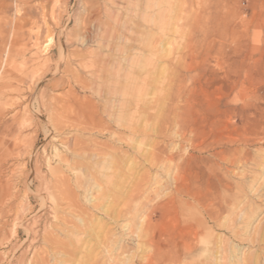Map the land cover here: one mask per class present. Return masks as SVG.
Segmentation results:
<instances>
[{"label": "rangeland", "instance_id": "obj_1", "mask_svg": "<svg viewBox=\"0 0 264 264\" xmlns=\"http://www.w3.org/2000/svg\"><path fill=\"white\" fill-rule=\"evenodd\" d=\"M91 109L98 126L84 129ZM76 140L84 159L111 147L116 171H82H115L103 195H84L55 157L70 160ZM0 149V187L16 195L0 206V264L30 258L11 219L19 203L26 220L42 213L35 161L41 177L61 171L90 216L78 231L41 217L39 231L56 225L68 244L67 256L39 236L49 264H264V0H0Z\"/></svg>", "mask_w": 264, "mask_h": 264}, {"label": "bare ground", "instance_id": "obj_2", "mask_svg": "<svg viewBox=\"0 0 264 264\" xmlns=\"http://www.w3.org/2000/svg\"><path fill=\"white\" fill-rule=\"evenodd\" d=\"M124 2V1H123ZM132 3V2H131ZM112 7V6H111ZM115 7H117V6H115ZM126 8H128V7H126ZM100 11H101V9H99ZM122 10V9H121ZM105 11V10H104ZM115 12V11H114ZM113 12V13H114ZM122 12H123V10H122ZM91 13H92V10H91ZM96 13H101V12H99V11H96ZM98 15V14H97ZM126 15V14H125ZM95 16V15H94ZM127 17V16H126ZM74 18H75V16H74ZM119 19V18H118ZM75 20V19H74ZM100 20V19H99ZM104 20V19H103ZM88 22H89V20H88ZM102 22V21H101ZM75 23V22H74ZM90 23V22H89ZM119 25V24H118ZM117 25V26H118ZM85 26V25H84ZM94 26V25H93ZM91 27V26H90ZM115 30V29H114ZM62 32V31H61ZM116 33V32H115ZM121 34V33H120ZM123 34V33H122ZM99 35V34H98ZM105 35V34H104ZM92 36V35H91ZM94 36V35H93ZM109 36V35H108ZM111 37V36H110ZM114 37V36H113ZM121 37V36H120ZM90 38V37H89ZM92 38V37H91ZM112 38V37H111ZM119 39V38H118ZM127 39V38H126ZM67 41V40H66ZM94 41V40H93ZM114 43V42H113ZM112 43V44H113ZM111 44V43H110ZM84 45V44H83ZM105 45V44H104ZM114 45V44H113ZM81 47V46H80ZM64 54V53H63ZM74 54V53H73ZM76 54V53H75ZM69 56V55H68ZM78 56V55H77ZM89 56V55H88ZM98 56V55H97ZM102 58V57H101ZM100 60V59H99ZM98 59H97V61H99ZM102 60H100V62H101ZM106 61V60H105ZM107 62V61H106ZM110 63V62H109ZM109 63H107V64H109ZM67 64V63H66ZM92 65V64H91ZM115 65V64H114ZM97 66H99V65H97ZM96 66V67H97ZM110 66V65H109ZM112 67H113V65H111ZM89 68H91L89 65H87V66H83L82 67V70H88ZM98 68V67H97ZM108 68V67H107ZM123 68V67H122ZM110 69V68H109ZM130 70V69H129ZM122 71V70H121ZM70 72V71H69ZM88 72V74H89V76H88V78L89 77H91V78H95V75H96V71L94 70H92V71H87ZM127 72V71H126ZM125 72V73H126ZM75 74H77V73H75ZM85 78V77H84ZM113 78V77H112ZM80 79H81V77H80ZM83 79V78H82ZM81 79V80H82ZM81 80H77V84H82V86H83V84H84V86L86 85L87 86V83H86V81L84 82V83H82V81ZM84 80V79H83ZM92 80V79H91ZM94 80V79H93ZM93 80H92V82H93ZM76 81V80H75ZM89 81V80H88ZM91 82V83H92ZM86 83V84H85ZM96 83V82H95ZM83 86V87H84ZM85 86V87H86ZM136 86V85H135ZM135 86H133V90H136V87ZM9 87V86H8ZM82 87V88H83ZM118 87H120V85L118 86ZM94 89V88H93ZM131 89H132V86L130 85V91H131ZM30 91H31V93H32V91H33V88H31L30 89ZM94 91V90H93ZM100 92V91H99ZM119 92V91H118ZM117 92V93H118ZM136 91H134V92H131V97H133V98H136L135 96H134V93H135ZM20 93V92H19ZM114 93V92H113ZM30 94V93H29ZM116 94V93H115ZM20 95V94H19ZM119 94H117L116 96H118ZM19 97V96H18ZM120 97H121V95H119V99L117 100H115V103H117L116 104V106H120V103H121V100H120ZM21 99V98H20ZM26 101V100H25ZM26 108H27V106H26ZM118 108L119 107H117V110H118ZM28 110H29V108H27ZM119 110H120V108H119ZM23 111V110H22ZM51 111V110H50ZM25 111H23V113H24ZM106 112V111H105ZM104 112V113H105ZM22 113V114H23ZM97 113V111L96 110H94V109H91V110H88V113H87V118L85 119V121L83 122V125L82 126H84V129H89V127L91 128V129H94V128H96L97 126H98V123H99V120H96V118L95 119H93V120H91V117H93V115L94 114H96ZM21 114V115H22ZM64 115V114H63ZM112 115V114H111ZM113 116H115V117H117L116 116V114H113L112 115V118H113ZM95 117V116H94ZM98 119V118H97ZM88 120V121H87ZM114 120H115V118H114ZM116 121V120H115ZM86 122V123H85ZM85 127H87V128H85ZM66 128V127H65ZM78 129V128H77ZM83 129V130H84ZM100 129H102V128H100ZM106 129V128H105ZM55 130V129H54ZM108 130V129H107ZM53 131V130H52ZM49 132H51V130H49V128H46V130H45V134L47 135ZM55 132V131H54ZM101 132V131H100ZM19 134V133H18ZM53 139V138H52ZM51 139V140H52ZM28 141V140H27ZM55 141V140H54ZM56 141H57V139H56ZM63 141V140H62ZM15 142V141H14ZM74 143V142H73ZM80 142L78 141V140H76V142L73 144V146H72V148H71V146L70 145H65L64 147H63V150L67 153V154H70L71 155V159L69 160H67V158L65 159L64 157H63V159L62 158H60V155L58 154V150H57V153H56V155H55V157L56 158H58L61 162H62V166L64 165V167L68 170V172H71L72 174H74V175H76V177L75 178H77L76 180H77V182L75 183V184H77L78 185V189H81L83 192H84V195L85 194H87V193H89L90 192V190H91V188L93 187V188H98L99 190H100V195H101V192H102V195H103V191L106 189V187H108L111 183H113V179H114V174H115V171H116V168H117V166L115 165H113V164H111V166H109V164L107 163V160H106V157L104 156V153L105 152H103L102 150H105V149H108V148H104V149H99V150H96L95 148H96V145H92V147L90 146L89 147V149H90V152H89V154H87V156L89 157V158H87V159H84L85 157H82L81 156V154L79 153L78 154V150L80 149V147L79 146H81L80 144H79ZM94 143V142H93ZM69 144V143H68ZM97 144V143H96ZM16 145H17V142H16ZM104 146V145H103ZM62 148V147H61ZM111 148V147H110ZM32 149V148H31ZM42 150V154L44 155L45 154V152H46V147H42L41 148ZM56 149V148H55ZM1 150V149H0ZM28 150V149H27ZM61 151H62V149H60ZM20 151V149L18 148V147H15L14 148V150L12 151H9V152H11L12 154H15V153H17V152H19ZM60 151V152H61ZM63 151V152H64ZM106 151V150H105ZM109 151V150H108ZM7 152V151H6ZM5 152V153H6ZM14 152V153H13ZM59 152V153H60ZM82 152V151H81ZM29 153V152H28ZM55 154V153H54ZM62 154V153H61ZM106 154V153H105ZM9 155V154H8ZM37 155H38V153H37ZM65 155V154H64ZM83 155V154H82ZM84 156V155H83ZM86 156V155H85ZM17 157V156H16ZM29 157H31V153H29ZM54 157V158H55ZM62 157V156H61ZM18 158V157H17ZM46 158H47V156H46ZM83 158V159H82ZM49 159V158H48ZM171 159H172V157H171ZM170 159V160H171ZM50 160V159H49ZM81 160H86L85 161V163H83V162H81ZM111 160V159H110ZM46 161V160H45ZM172 161V160H171ZM36 163H35V170L33 171V175L34 176H36V180L37 179H40V180H38V181H40L41 183H43L42 184V186H45V188H43L42 189V192H41V194H39V192L36 194L40 199V204H41V207H42V213H41V215H39V217H37V218H32V219H28V220H26L25 219V217H23L22 215H21V211H20V208H21V205H20V203L15 207V210H14V213H13V219H11L12 221H11V224H13L12 225V230H13V234L14 235H16L17 234V232H18V230L19 229H21L24 233H25V235L27 236V238H29V243H28V245H26V248H25V251L23 252V254H22V258H24L23 256L25 255V254H30V258H29V260H28V262H27V264H49V258H51L53 255H51V253H49L47 250H45V249H37L36 247H34V244L37 242V239L39 238V236L41 237L42 236V241H43V243H44V245H46L47 247H49L50 249H53V250H56V252H59V254L60 253H64V254H68L69 255V253L67 252V251H65L66 250V247H68V244L66 243V242H64V240H62V238H61V236H62V233H63V230L61 229H59V227L56 229V227H54V226H56V225H54V226H51L52 227V230L50 229H48V228H46V227H43L42 229H41V231H39V229L37 228V225H38V223L40 222L39 220L41 219V217H43V216H48V218L49 219H51V221H57V220H59V221H61L63 224H65V225H71L72 227H73V229L75 230V231H78V230H81V228L82 227H84V228H87L88 229V227H87V223L86 222H88V220H90V216H89V214L86 212V210L85 209H83L82 207H81V205L79 204V201H78V198H77V196H75L74 195V193L69 189V180H68V178L67 177H65L64 175H63V173L61 172V171H53L52 169H48L49 170V172H50V174H51V179L49 180L45 175L44 176H40L41 175V173H40V163L39 164H37L38 162L37 161H35ZM28 163L29 164H31V166H32V159H30L29 158V161H28ZM47 164H49V163H47ZM39 165V166H38ZM113 165V166H112ZM48 167H49V165H48ZM47 167V168H48ZM89 168L88 170L90 171H94V172H96V173H94V174H97V173H100V171H103V170H105V169H109V167H112V168H115L114 170L115 171H113V173L111 174L110 173V175H104V176H102V179L101 180H97L96 179V177H97V175H95V176H93L92 174L90 175L89 174V172H87V174H82V171H83V168L85 169V168ZM8 168V167H7ZM14 168V167H13ZM11 169V168H10ZM64 169V168H63ZM111 169V168H110ZM120 169V168H119ZM12 170V169H11ZM87 170V171H88ZM90 171V172H91ZM93 173V172H92ZM99 175V174H98ZM31 176L32 175H27V177L29 178L28 180L30 181V178H31ZM83 176V177H82ZM120 177V176H119ZM35 178V177H34ZM138 178V177H137ZM9 179H11V178H9ZM32 179V178H31ZM100 179V178H99ZM27 180V181H28ZM33 180V179H32ZM35 180V179H34ZM142 181V180H141ZM147 181V180H146ZM7 182H10L9 180H7ZM39 182V183H40ZM145 182V181H144ZM6 183V182H5ZM140 183V182H139ZM74 184V183H73ZM136 184V183H135ZM142 184V183H141ZM11 185V184H10ZM9 185V183H6V186H5V188H4V186H3V188H1L0 187V206H2V208H3V205H5V204H8V201H10V200H12L13 198H15V196H14V193H13V189L11 188V186ZM72 187V186H71ZM76 188V187H75ZM143 188V187H142ZM137 189H139V188H136V190ZM135 190V191H136ZM17 192V191H16ZM15 192V193H16ZM55 192H58L59 193V195L61 196V199H62V202L63 203H67V205L68 206H66V209H68V208H70V210H72L73 212H71L70 214H69V216L71 217L72 216V218H71V220H68L66 217H64V218H61V216L58 218L57 217V215H58V213L60 212L59 211V207H57V206H59L58 205V203H57V198L55 197L56 195H55ZM105 192V191H104ZM115 192V191H114ZM178 193H180L181 192V190H179V191H177ZM109 193V192H108ZM107 193V194H108ZM132 194V193H131ZM103 197H105V196H100L98 199H96V200H93L92 201V207L91 208H94L95 210H101V203H102V201H103ZM46 200H48V203L50 204L49 206H48V208H46L45 207V203H47V201ZM14 201V200H13ZM11 202V201H10ZM61 203V202H60ZM9 205V204H8ZM6 206V205H5ZM10 206V205H9ZM25 206V205H24ZM11 207V206H10ZM13 207V206H12ZM68 207V208H67ZM2 210V209H1ZM12 210V209H11ZM47 210V211H46ZM62 210V209H61ZM30 211V210H29ZM59 211V212H58ZM69 211V210H68ZM46 212H48L47 214H46ZM70 212V211H69ZM61 213V215L62 216H65L63 213H62V211L60 212ZM12 213L11 212H9V211H7V212H5L4 213V217L6 218V216H9V215H11ZM46 214V215H45ZM50 214V215H49ZM119 215V214H118ZM80 218V220H79V222H82V225H79V224H77V223H75L73 220V218ZM3 218V217H2ZM82 218V219H81ZM88 219V220H87ZM148 220H150V219H148ZM148 220L146 221V230L148 231V225H149V222H148ZM58 222V221H57ZM60 222V223H61ZM84 223V224H83ZM54 224V223H53ZM1 225V224H0ZM64 225V226H65ZM86 225V226H85ZM93 225V224H92ZM63 226V225H62ZM145 229V228H144ZM84 231V230H83ZM86 232V231H85ZM148 233V232H147ZM75 233H73V235H74ZM149 234V233H148ZM148 234H143V236H144V238L147 240V242L149 243L148 245H151L152 247H154V241L152 240L153 238L152 237H150L151 235H148ZM70 235V234H69ZM75 236V235H74ZM73 236V238H75ZM79 236V235H78ZM77 236V237H78ZM66 237V236H65ZM68 239H69V237H68ZM76 239H78V238H76ZM149 239V240H148ZM27 240V239H26ZM75 240V239H74ZM77 241V240H76ZM153 241V242H152ZM69 243V242H68ZM75 243V242H74ZM25 244V243H24ZM72 245V244H71ZM19 247H22V245H20ZM70 247V246H69ZM186 248V245H183L182 246V249H185ZM71 249V248H70ZM69 249V250H70ZM24 250V249H23ZM71 251V250H70ZM73 251V250H72ZM74 251H76L75 249H74ZM155 251L157 252V256H159L160 255V253H161V247H158V248H156L155 249ZM186 251V250H185ZM85 252V251H84ZM187 252V251H186ZM25 253V254H24ZM56 254H58V253H56ZM93 254V253H92ZM55 255V254H54ZM67 255V256H68ZM73 255V254H72ZM74 256V255H73ZM154 256V255H153ZM153 256H149L147 259H146V264H156V263H154V257ZM71 257V256H70ZM55 258V257H54ZM36 259V260H35ZM173 260H175V261H177V256L175 257H173L172 258ZM24 260V259H23ZM52 260V259H51ZM51 260H50V262H51ZM74 260V259H73ZM173 260H171L172 262H174ZM56 261V260H55ZM20 262H22V261H20ZM70 262V261H69ZM68 262V263H69ZM56 263V262H55ZM63 263V262H62ZM21 264H23V262L21 263ZM57 264V263H56Z\"/></svg>", "mask_w": 264, "mask_h": 264}]
</instances>
